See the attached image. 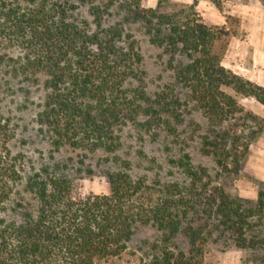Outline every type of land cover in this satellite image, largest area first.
Masks as SVG:
<instances>
[{
  "label": "trees",
  "instance_id": "16d2710c",
  "mask_svg": "<svg viewBox=\"0 0 264 264\" xmlns=\"http://www.w3.org/2000/svg\"><path fill=\"white\" fill-rule=\"evenodd\" d=\"M79 6L87 7L91 24L77 20ZM195 6L196 1L188 6L160 1L144 9L141 0H27L23 7L17 0H0V46L22 52L16 62L0 56V65L11 63L21 75L44 77L37 123L54 152L113 154L120 145L117 133L129 124L154 137L160 129L175 136L173 123L192 103L211 126L201 139V154L222 172L236 173L264 129V121L236 97L264 107V88L222 66L228 42L223 40L218 52L215 45L225 27L201 23ZM113 7L121 21L105 25ZM129 24H141L150 42L168 56L173 87L154 100L143 88L142 58L126 33ZM177 87L185 91V100ZM7 130L0 119V212L16 180ZM171 163L185 178L184 186L156 189L131 180L122 164L107 176V195L83 199L72 197L73 182L64 176L67 164L42 168L25 183L32 203L16 204L20 222L0 218V264H95L118 258L143 225H152L159 240L140 264H201L204 247L219 240L260 253L257 262L264 264V185L246 206L212 185L188 153Z\"/></svg>",
  "mask_w": 264,
  "mask_h": 264
},
{
  "label": "rangeland",
  "instance_id": "374dc122",
  "mask_svg": "<svg viewBox=\"0 0 264 264\" xmlns=\"http://www.w3.org/2000/svg\"><path fill=\"white\" fill-rule=\"evenodd\" d=\"M160 1L171 5L186 6L194 1H200L202 5L199 11L197 8L195 11L201 23L217 27L208 25L203 20V17L210 11L209 9L215 8L222 15L224 9L229 10V5H234L228 2L235 1L244 5L249 0H141V7L154 8ZM257 1L264 3V0ZM17 2L23 7L27 5V0H17ZM111 13V16L104 17L105 25L121 21V12L113 7ZM76 14L78 21L92 23V18L87 14V7L79 6ZM224 16L228 19L225 26L227 30L224 31L220 42L215 45L216 52L224 45L223 40L230 42L238 28L237 18L226 14ZM232 32L235 34L231 35ZM126 33L135 41L142 58L144 91L151 100H154L156 95L166 87H173L172 72L168 68V56L160 47L150 42V36L141 24L126 25ZM228 43L225 46V52ZM21 55L22 52L18 48L0 46V56L11 58L16 62L20 60ZM14 68L17 66L11 63L0 65V119L8 129L9 141L6 148L9 162L13 164L16 172L12 191L0 212V218L6 222H20V210L16 209V204L32 203V197L24 191L25 183L42 168L51 169L54 164H67L68 169L64 171V176L73 182L72 197L83 199L87 196L107 195L109 190L107 176L117 173L120 167L125 165L127 166L125 172L131 180L141 179L146 185L155 184L156 189L159 187L162 189L163 186L172 183L184 186L185 178L175 164L171 163L175 162L182 152L189 154L193 166L204 168L207 171L212 185L222 187L229 196L240 199L246 206L256 201L257 193L264 185V141L259 140L264 129L249 146L246 157L241 162L240 170L236 173L234 171L222 172L211 158L201 154V139L211 126L192 103H187L181 108L180 122L173 123L175 136H169L160 129L155 132L158 135L154 137V132L145 134L129 124L117 133L120 145L113 154L102 152L83 154L70 150L54 152L37 123V114L45 97V79L38 75L32 77L21 75L19 71H14ZM224 91L234 96L230 90ZM176 92L182 100L186 99L184 90L177 87ZM252 100L236 97L237 103L249 112H251L250 108L255 105ZM79 159L83 160L81 166ZM155 195L157 193L153 195V198L157 197ZM158 240L159 234L152 225L139 226L134 231L124 253L118 258L98 261L95 264H140L151 245ZM181 241L182 239L179 238L177 243L185 250V243ZM258 254L260 253L236 249L231 244L219 240L217 243H207L203 249L201 264H258Z\"/></svg>",
  "mask_w": 264,
  "mask_h": 264
},
{
  "label": "crops",
  "instance_id": "0c3cea01",
  "mask_svg": "<svg viewBox=\"0 0 264 264\" xmlns=\"http://www.w3.org/2000/svg\"><path fill=\"white\" fill-rule=\"evenodd\" d=\"M228 3L234 5H229V10L224 9L222 15L211 8L206 16H202L206 24L217 27L226 26L224 14L239 20L236 35L231 37L222 57V66L236 76L264 88V3L257 0H249L244 5L235 1ZM201 5L202 2H196L195 8L199 11ZM252 101L255 105L250 111L264 120V107ZM259 140L264 141V131Z\"/></svg>",
  "mask_w": 264,
  "mask_h": 264
}]
</instances>
